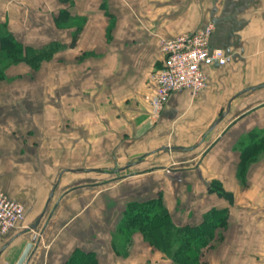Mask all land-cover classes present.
Listing matches in <instances>:
<instances>
[{"label":"crops","instance_id":"1","mask_svg":"<svg viewBox=\"0 0 264 264\" xmlns=\"http://www.w3.org/2000/svg\"><path fill=\"white\" fill-rule=\"evenodd\" d=\"M209 21L227 63H206L205 90L174 92L155 115L161 38ZM0 23L58 47L38 67L7 66L27 87L0 81V189L26 210L0 235V264L28 242L25 264H264V0H0ZM251 141L263 150L239 175ZM152 194L169 211L157 226L186 233L169 251L142 230L116 247L128 202Z\"/></svg>","mask_w":264,"mask_h":264},{"label":"built area","instance_id":"2","mask_svg":"<svg viewBox=\"0 0 264 264\" xmlns=\"http://www.w3.org/2000/svg\"><path fill=\"white\" fill-rule=\"evenodd\" d=\"M214 28V22L209 21L192 31L161 38L163 66L150 74V103L155 115L161 113L174 92L188 90L198 96L205 90L208 84V73L204 67L206 63H227L226 51L222 47L210 45ZM25 213V207L19 200L0 189V235L16 226Z\"/></svg>","mask_w":264,"mask_h":264},{"label":"trees","instance_id":"3","mask_svg":"<svg viewBox=\"0 0 264 264\" xmlns=\"http://www.w3.org/2000/svg\"><path fill=\"white\" fill-rule=\"evenodd\" d=\"M61 13L57 17V23L61 24L63 21H61ZM78 31L75 32L73 36L72 43L75 42L77 37ZM0 78H3L5 76V69L7 68V65L14 62V58H12L14 48L17 47L20 48L22 51L30 49L36 50L37 54L34 60H31V58L27 57L26 54H24L23 57H19L20 61L24 60L27 61L33 68L38 67L41 64V61L44 58H49L53 55V52L58 49L57 46L51 45L50 48L42 47V48H34L30 46H25L23 43L18 41L12 34L11 31L7 29L6 26L0 23ZM41 52L48 53L47 56H43ZM261 145H257L255 141H251L242 148L244 157H242V161L240 162L239 167V175H243L245 172V168L248 164V161L250 159H254L255 154L258 153L259 148ZM211 191H216L218 195L225 197L226 199H233V194L230 191H227L221 184L214 181L211 184ZM218 211L221 213V215L225 218L226 212L223 209V211H219L217 208H213L208 213L211 214L213 212ZM169 215V211L166 206L163 205L162 200L160 197H150L145 200H139L134 199L130 200L128 202V205L123 211L121 220L117 223L116 226V232H117V240L116 241V247L118 246V241L122 240L125 236H128L129 233H132L136 230H142L144 231L149 239L152 240V242L157 245L163 246L167 251H169L171 246V241L174 235L179 234L180 231H186L188 230L186 227H179L178 230L175 228L174 224L171 221L164 222L162 225H158L156 223V218H167ZM166 220V219H164ZM211 224V223H209ZM179 232V233H178ZM181 235V234H180ZM120 236V240H118V237ZM116 239V237H115ZM118 250V248H117ZM93 256L92 262L84 261L83 263H77V264H92L95 263L96 257L95 254H91Z\"/></svg>","mask_w":264,"mask_h":264},{"label":"rangeland","instance_id":"4","mask_svg":"<svg viewBox=\"0 0 264 264\" xmlns=\"http://www.w3.org/2000/svg\"><path fill=\"white\" fill-rule=\"evenodd\" d=\"M14 48V51H13V55H12V58L16 59L14 60V62L8 64L7 66L11 65V64H16V63H19L20 62V56L23 57L24 54H26L27 57L31 58V60H34V58L36 57V50L34 49H30L28 48L27 52L26 51H22L20 48H17V47H13ZM43 54V56H47L48 53H45V52H41ZM45 59V58H44ZM22 61V60H21ZM42 64V63H41ZM40 64V65H41ZM39 65V66H40ZM35 68V67H34ZM6 76H4L3 78H0V81L3 82V87H27L28 84L25 82L27 81L26 79H22L23 78V75H18V76H13L11 75V77H9L7 74H5ZM14 75H17V74H14ZM25 80V81H24ZM33 86V85H32ZM35 86V84H34ZM37 86V85H36ZM263 149L261 148L259 150V152H261ZM123 177H128L127 175H124L122 173H117L116 175V181L118 180H122ZM104 177H101V182H106V178L105 179H102ZM118 189V188H117ZM150 193V192H149ZM153 193V192H152ZM119 194L122 196V199H123V190L121 189V191L119 192ZM153 197H154V194H152ZM118 210V209H117ZM11 230V229H10ZM9 230V231H10ZM8 231V232H9ZM7 232V233H8ZM4 235V234H3Z\"/></svg>","mask_w":264,"mask_h":264},{"label":"water","instance_id":"5","mask_svg":"<svg viewBox=\"0 0 264 264\" xmlns=\"http://www.w3.org/2000/svg\"><path fill=\"white\" fill-rule=\"evenodd\" d=\"M32 247H33V243L28 242L15 264H25Z\"/></svg>","mask_w":264,"mask_h":264}]
</instances>
